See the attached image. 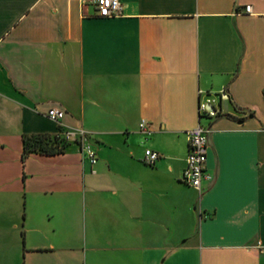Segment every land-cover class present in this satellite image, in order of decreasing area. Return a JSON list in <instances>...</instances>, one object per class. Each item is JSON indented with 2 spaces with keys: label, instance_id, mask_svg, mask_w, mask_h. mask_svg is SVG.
<instances>
[{
  "label": "crops",
  "instance_id": "0c3cea01",
  "mask_svg": "<svg viewBox=\"0 0 264 264\" xmlns=\"http://www.w3.org/2000/svg\"><path fill=\"white\" fill-rule=\"evenodd\" d=\"M93 1L0 0V264H264V0ZM222 89L199 120V90ZM199 121L201 194L181 181ZM71 127L95 163L73 141L22 157Z\"/></svg>",
  "mask_w": 264,
  "mask_h": 264
},
{
  "label": "built area",
  "instance_id": "2783aa9c",
  "mask_svg": "<svg viewBox=\"0 0 264 264\" xmlns=\"http://www.w3.org/2000/svg\"><path fill=\"white\" fill-rule=\"evenodd\" d=\"M93 4L98 17H110L121 15L123 6L120 0H94ZM251 5L247 4L243 7V12L250 13ZM229 93L222 89L215 93L203 92L199 90L198 101V118L213 119L222 113L221 101L228 100ZM46 116L59 124L63 117L64 111L57 107H51L46 111ZM140 129L144 133L149 130L142 120ZM210 126L200 123V121L192 128L186 131L187 135V153L185 156V164L181 174V181L194 188L199 194L204 191V182H210L213 179L212 174L206 166L208 134ZM56 137L67 142H76L79 146V153L82 159H87L91 164L97 161L95 150L90 144V133L82 127L60 128ZM160 157L158 151L146 148L144 150L142 161L152 165Z\"/></svg>",
  "mask_w": 264,
  "mask_h": 264
},
{
  "label": "trees",
  "instance_id": "16d2710c",
  "mask_svg": "<svg viewBox=\"0 0 264 264\" xmlns=\"http://www.w3.org/2000/svg\"><path fill=\"white\" fill-rule=\"evenodd\" d=\"M67 141L60 139L58 137L51 136L48 134H32L29 136H23V153L24 158L27 153L31 151H39L46 154H55L62 152Z\"/></svg>",
  "mask_w": 264,
  "mask_h": 264
}]
</instances>
